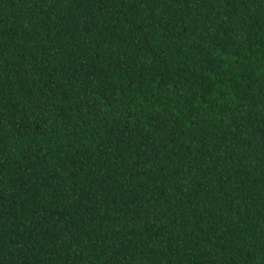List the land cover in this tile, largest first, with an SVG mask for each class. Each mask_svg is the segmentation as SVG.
I'll use <instances>...</instances> for the list:
<instances>
[{"label":"trees","instance_id":"16d2710c","mask_svg":"<svg viewBox=\"0 0 264 264\" xmlns=\"http://www.w3.org/2000/svg\"><path fill=\"white\" fill-rule=\"evenodd\" d=\"M0 264H264V0H0Z\"/></svg>","mask_w":264,"mask_h":264}]
</instances>
